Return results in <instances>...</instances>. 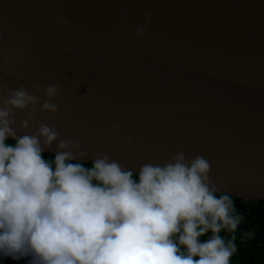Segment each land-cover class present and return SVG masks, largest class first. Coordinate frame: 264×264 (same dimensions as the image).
I'll use <instances>...</instances> for the list:
<instances>
[{"label":"water","instance_id":"1","mask_svg":"<svg viewBox=\"0 0 264 264\" xmlns=\"http://www.w3.org/2000/svg\"><path fill=\"white\" fill-rule=\"evenodd\" d=\"M51 83L61 139L135 174L202 155L223 191L264 200V0H0V96Z\"/></svg>","mask_w":264,"mask_h":264},{"label":"clouds","instance_id":"2","mask_svg":"<svg viewBox=\"0 0 264 264\" xmlns=\"http://www.w3.org/2000/svg\"><path fill=\"white\" fill-rule=\"evenodd\" d=\"M147 27L138 25L133 36ZM59 91L56 83L31 92L20 85L0 96V256L30 257L29 264H231L244 216L210 178V162L177 152L163 164L140 165L136 179L111 156L60 138L52 102ZM18 111L25 114L19 128ZM45 112L51 124L37 120Z\"/></svg>","mask_w":264,"mask_h":264},{"label":"trees","instance_id":"3","mask_svg":"<svg viewBox=\"0 0 264 264\" xmlns=\"http://www.w3.org/2000/svg\"><path fill=\"white\" fill-rule=\"evenodd\" d=\"M8 144H15L13 140H7ZM43 157L47 160H54V154L43 152ZM86 167H91V163H85ZM138 179V174H134ZM219 195V194H218ZM237 211L244 216V220L237 230L236 244L238 251L232 257L231 264H264V200H242L233 197ZM252 231L254 236L251 239H245L243 233ZM227 236L226 232L221 233ZM211 236L207 233L200 238L201 242L206 241ZM30 257L16 260L18 264H29ZM0 264H7V257L0 256Z\"/></svg>","mask_w":264,"mask_h":264},{"label":"rangeland","instance_id":"4","mask_svg":"<svg viewBox=\"0 0 264 264\" xmlns=\"http://www.w3.org/2000/svg\"><path fill=\"white\" fill-rule=\"evenodd\" d=\"M11 260L12 264H17V262L15 260H13L12 258L8 257Z\"/></svg>","mask_w":264,"mask_h":264},{"label":"built area","instance_id":"5","mask_svg":"<svg viewBox=\"0 0 264 264\" xmlns=\"http://www.w3.org/2000/svg\"><path fill=\"white\" fill-rule=\"evenodd\" d=\"M16 261V260H15ZM17 262V261H16ZM7 264H12L11 263V260L7 257ZM17 264H18V262H17Z\"/></svg>","mask_w":264,"mask_h":264}]
</instances>
